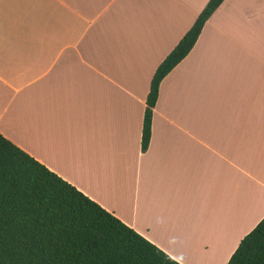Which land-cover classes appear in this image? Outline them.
Returning <instances> with one entry per match:
<instances>
[{
  "label": "crops",
  "instance_id": "1",
  "mask_svg": "<svg viewBox=\"0 0 264 264\" xmlns=\"http://www.w3.org/2000/svg\"><path fill=\"white\" fill-rule=\"evenodd\" d=\"M0 0V135L178 264H225L264 217V0Z\"/></svg>",
  "mask_w": 264,
  "mask_h": 264
},
{
  "label": "trees",
  "instance_id": "2",
  "mask_svg": "<svg viewBox=\"0 0 264 264\" xmlns=\"http://www.w3.org/2000/svg\"><path fill=\"white\" fill-rule=\"evenodd\" d=\"M221 2L208 0L155 68L145 96L141 152L149 142L159 82L187 55ZM0 264L178 263L0 135ZM225 264H264V217Z\"/></svg>",
  "mask_w": 264,
  "mask_h": 264
}]
</instances>
